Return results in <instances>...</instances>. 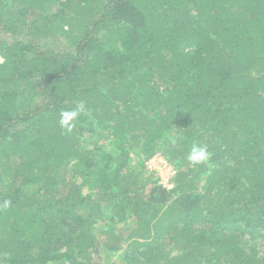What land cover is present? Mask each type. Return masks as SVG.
I'll list each match as a JSON object with an SVG mask.
<instances>
[{
	"label": "trees",
	"instance_id": "trees-1",
	"mask_svg": "<svg viewBox=\"0 0 264 264\" xmlns=\"http://www.w3.org/2000/svg\"><path fill=\"white\" fill-rule=\"evenodd\" d=\"M0 184V264H264V0H0Z\"/></svg>",
	"mask_w": 264,
	"mask_h": 264
},
{
	"label": "rangeland",
	"instance_id": "rangeland-1",
	"mask_svg": "<svg viewBox=\"0 0 264 264\" xmlns=\"http://www.w3.org/2000/svg\"><path fill=\"white\" fill-rule=\"evenodd\" d=\"M85 137H88L87 139V147H91L92 146V141L91 138L89 137L88 134H85ZM175 138V137H174ZM89 144V145H88ZM130 144H133L134 149L135 147H137L140 143L139 141H130ZM113 145L112 141L107 142L106 147H111ZM133 152H135V154L130 155V159L128 162V165L131 166V168H135L136 166H138L140 163L143 162L145 169L151 170L154 172L155 177L158 181H161L165 186L169 187L171 184V179L173 177V174H175V169L173 167V165L168 161L165 160V158L160 154V153H156L155 155H153L151 158L143 161L136 158L138 156V151L134 150ZM118 153V151H116V154ZM140 161V162H139ZM192 166V165H190ZM1 186V184H0ZM4 186V185H2ZM35 186H25V191H32L34 189ZM105 209V208H103ZM108 213H106V211H104L103 215L97 219L95 222H93V227H94V233L96 234V236L98 237V239L100 240V242H106L108 237L107 234L105 233V231L110 230V228L114 229V233L115 235L119 234L120 236H124L122 237L124 240L126 239V242H128V238L130 236V232H129V225L126 224H119L117 222H111L108 218L111 217V214L109 211H107ZM132 218H128L127 222L128 224H130ZM118 240V239H115ZM125 241H122V244H126ZM104 245V244H102ZM121 245L118 241L117 243V247H121L124 246ZM117 253L116 251H112V250H108L106 245L103 246V249L100 251L99 253V257H100V262L102 264H114L117 258Z\"/></svg>",
	"mask_w": 264,
	"mask_h": 264
},
{
	"label": "clouds",
	"instance_id": "clouds-1",
	"mask_svg": "<svg viewBox=\"0 0 264 264\" xmlns=\"http://www.w3.org/2000/svg\"><path fill=\"white\" fill-rule=\"evenodd\" d=\"M79 116L78 111H67L63 113L62 124H69L70 121L76 119ZM212 157V152L206 144L192 143L186 151L184 159L188 164L193 167L199 165H209Z\"/></svg>",
	"mask_w": 264,
	"mask_h": 264
}]
</instances>
